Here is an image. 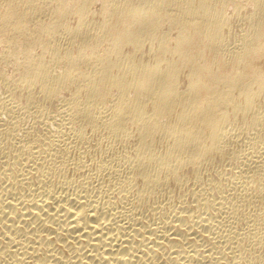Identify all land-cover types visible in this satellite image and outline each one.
Segmentation results:
<instances>
[{"label":"bare ground","instance_id":"bare-ground-1","mask_svg":"<svg viewBox=\"0 0 264 264\" xmlns=\"http://www.w3.org/2000/svg\"><path fill=\"white\" fill-rule=\"evenodd\" d=\"M0 264H264V0H0Z\"/></svg>","mask_w":264,"mask_h":264}]
</instances>
